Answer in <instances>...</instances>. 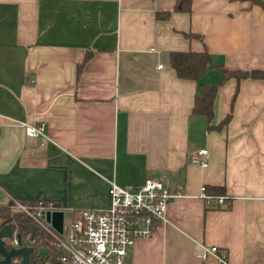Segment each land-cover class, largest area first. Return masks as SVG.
Returning <instances> with one entry per match:
<instances>
[{"label":"crops","instance_id":"crops-1","mask_svg":"<svg viewBox=\"0 0 264 264\" xmlns=\"http://www.w3.org/2000/svg\"><path fill=\"white\" fill-rule=\"evenodd\" d=\"M173 4L0 0V204L41 198L68 216L107 207L109 181L161 178L179 195L122 264H215L211 245L228 264H264V79L240 78L232 101L234 78L219 84L210 124L230 116L207 129L190 112L197 81L168 63L170 50L205 49L226 69L264 71V6ZM219 76L212 66L198 81ZM21 122L41 123L43 135H25ZM199 147L204 167L187 160ZM205 185L223 186L226 205L205 202Z\"/></svg>","mask_w":264,"mask_h":264},{"label":"built area","instance_id":"built-area-1","mask_svg":"<svg viewBox=\"0 0 264 264\" xmlns=\"http://www.w3.org/2000/svg\"><path fill=\"white\" fill-rule=\"evenodd\" d=\"M159 66V65H157ZM27 136H42V124L21 122ZM191 163L201 167L207 165V149L199 147L187 157ZM179 185L170 188L161 178L145 177L139 184H117L108 182L109 203L105 208H82L69 210L67 221L61 231H55L44 219L46 210L55 209L41 198L31 203L21 202L8 196L10 207L24 213L31 222L44 229L50 236V245L55 249L56 264H122L127 250L137 237L149 236L152 222L161 220L166 202L179 195ZM200 196L205 197L204 188ZM216 203L225 206V195L216 196ZM59 209H63L59 206ZM74 213H76L74 215ZM3 246L18 247L15 230L9 236L1 237ZM215 258V264H228L224 249L211 245L203 248ZM14 262L10 258L7 264Z\"/></svg>","mask_w":264,"mask_h":264},{"label":"trees","instance_id":"trees-1","mask_svg":"<svg viewBox=\"0 0 264 264\" xmlns=\"http://www.w3.org/2000/svg\"><path fill=\"white\" fill-rule=\"evenodd\" d=\"M253 3L264 6V0H250ZM190 0H174L172 6L173 10L176 11H188ZM168 11L157 13L166 16ZM185 36L195 35L193 33H184ZM86 57V54L84 55ZM168 63L173 69L174 74L178 78L196 80V90L192 97V103L190 112L192 114H200L205 119V126L207 129H220L229 119V111L215 124H210L212 116V99L215 94V90L219 84L225 79L232 77L235 80L234 90L231 96V101L237 90V82L240 78H262L264 79V71L261 69H238L229 70L224 68L221 64H214L210 60V56L205 49L200 51L192 50H170L168 52ZM216 67L220 70V76L217 81L213 83H203L198 81V78L203 72L209 67ZM80 64L77 63L75 67V74H78ZM205 197L203 200L207 202L210 199H214L216 202V196L225 195L224 188L221 185H205L203 186ZM227 198V196L225 195ZM45 204H53L51 200L42 199ZM21 202H25L20 200ZM34 200H30L31 203ZM217 204V203H216ZM76 213H74L75 215ZM31 223V228L27 227V224ZM4 224H9L13 230H15L19 244L28 243L31 247L29 251V259L27 264H53L50 260L51 257L56 255L55 249L50 245V236L48 233L34 224L24 215L23 212L10 207L9 201L5 204H0V228ZM46 248L47 252L42 254L40 250ZM14 262L10 264H16L19 260V255H13L11 257Z\"/></svg>","mask_w":264,"mask_h":264},{"label":"water","instance_id":"water-1","mask_svg":"<svg viewBox=\"0 0 264 264\" xmlns=\"http://www.w3.org/2000/svg\"><path fill=\"white\" fill-rule=\"evenodd\" d=\"M55 209L46 210L44 212V219L45 221L49 222L50 226L57 232L61 231V224H62V210L59 209V203L55 202L52 204ZM31 223L27 224L28 228H31ZM11 234V226L9 224H4L0 228V264H7L9 259L13 255H19V260L16 264H27L29 259V251L31 247L29 245H22L18 247H10L6 249L3 244L1 237L9 236ZM47 252L46 248L40 250V253L44 254ZM53 264L57 263V260L54 257L50 258Z\"/></svg>","mask_w":264,"mask_h":264},{"label":"rangeland","instance_id":"rangeland-1","mask_svg":"<svg viewBox=\"0 0 264 264\" xmlns=\"http://www.w3.org/2000/svg\"><path fill=\"white\" fill-rule=\"evenodd\" d=\"M66 221H67V213L65 212L63 213V223L65 224Z\"/></svg>","mask_w":264,"mask_h":264}]
</instances>
